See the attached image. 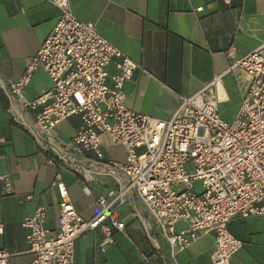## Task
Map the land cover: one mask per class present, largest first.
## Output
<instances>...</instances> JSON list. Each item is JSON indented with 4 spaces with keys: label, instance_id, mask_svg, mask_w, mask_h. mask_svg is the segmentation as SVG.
<instances>
[{
    "label": "crops",
    "instance_id": "crops-1",
    "mask_svg": "<svg viewBox=\"0 0 264 264\" xmlns=\"http://www.w3.org/2000/svg\"><path fill=\"white\" fill-rule=\"evenodd\" d=\"M68 1L78 19L92 23L138 64L123 85L127 108L167 120L181 95L220 76L215 92L220 115L227 121L233 118L245 87L241 77L238 83L226 72L227 51L232 48L236 59L263 42L264 0H231L229 5L222 0ZM60 16L61 10L46 0H0V173L8 174L12 182L9 193L0 186V249L13 254L7 264L31 261L27 229L21 221L38 206L45 209V226L56 230L60 201L56 181L64 182L78 213L89 219L98 212L97 198L116 188L103 164L123 161L125 156L123 148L107 136L102 137V159L91 151L78 152L70 143L79 126L77 116L46 135H34L28 127L34 112L7 96L8 83L23 73ZM108 71L115 69L110 65ZM50 87V79L39 68L24 88V97L32 100ZM116 215L125 222L123 231L113 229L106 240L99 229L84 233L74 243V264H213L212 231L202 232L172 259L137 197H129ZM228 228L242 241L230 264H264L261 220L235 218Z\"/></svg>",
    "mask_w": 264,
    "mask_h": 264
},
{
    "label": "built area",
    "instance_id": "built-area-1",
    "mask_svg": "<svg viewBox=\"0 0 264 264\" xmlns=\"http://www.w3.org/2000/svg\"><path fill=\"white\" fill-rule=\"evenodd\" d=\"M46 1L58 7L61 16L23 73L8 83L7 96L34 112L28 126L34 135H46L77 116L79 126L70 143L78 152L91 151L102 159V137L107 136L125 156L103 164L116 188L97 198L98 212L89 219L78 213L64 182L54 183L60 200L56 230L45 226L41 205L21 221L32 255L29 264H74V243L84 233L99 229L106 240L113 229L123 231L125 222L116 211L131 196L147 209L172 259L202 232L212 231L213 264H230L242 241L230 232L229 222L256 217L264 226V40L240 58H234L232 48L227 51L226 72L236 82L241 77L245 87L230 121L221 117L218 107L220 76L181 95L172 116L162 120L125 106L123 85L138 64L92 23L78 19L68 0ZM39 68L51 87L26 100L24 88ZM0 186L5 193L11 191L8 174L0 173ZM152 237L157 242V236ZM12 255L0 249V264H7Z\"/></svg>",
    "mask_w": 264,
    "mask_h": 264
},
{
    "label": "rangeland",
    "instance_id": "rangeland-1",
    "mask_svg": "<svg viewBox=\"0 0 264 264\" xmlns=\"http://www.w3.org/2000/svg\"><path fill=\"white\" fill-rule=\"evenodd\" d=\"M195 187H196V189H200V188H199V183H198V182L195 183Z\"/></svg>",
    "mask_w": 264,
    "mask_h": 264
}]
</instances>
